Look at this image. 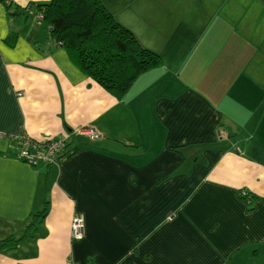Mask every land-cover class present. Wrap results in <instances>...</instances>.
Instances as JSON below:
<instances>
[{
    "label": "crops",
    "instance_id": "obj_1",
    "mask_svg": "<svg viewBox=\"0 0 264 264\" xmlns=\"http://www.w3.org/2000/svg\"><path fill=\"white\" fill-rule=\"evenodd\" d=\"M191 1L155 46L142 44L161 68L116 100L50 40L36 17L50 0H0V240L48 204L0 264H264V12L252 0ZM243 9L257 29L232 21ZM80 127L97 138L69 136L57 164L18 158L21 137Z\"/></svg>",
    "mask_w": 264,
    "mask_h": 264
},
{
    "label": "trees",
    "instance_id": "obj_2",
    "mask_svg": "<svg viewBox=\"0 0 264 264\" xmlns=\"http://www.w3.org/2000/svg\"><path fill=\"white\" fill-rule=\"evenodd\" d=\"M36 11V17L44 23L50 40L65 50L79 71L116 100L124 98L141 74L159 70L162 66L160 55L143 46L101 0H50L36 5ZM66 150L67 143L57 151V163L69 156L71 151ZM239 197L247 204V211H252L255 198L246 193L244 197L239 193ZM47 212L48 204L45 203L39 212L31 215L20 234L1 239L0 255L18 249L31 239Z\"/></svg>",
    "mask_w": 264,
    "mask_h": 264
},
{
    "label": "rangeland",
    "instance_id": "obj_3",
    "mask_svg": "<svg viewBox=\"0 0 264 264\" xmlns=\"http://www.w3.org/2000/svg\"><path fill=\"white\" fill-rule=\"evenodd\" d=\"M185 1L186 0H169L167 2H162L158 0H141L139 3H135L129 2L128 0H114L112 4L120 6L121 8L124 7L125 10L129 13L128 20L131 22V31L134 33L137 40L141 44L148 43L155 46L161 39L162 31L166 30L169 27L168 20L173 18V15L181 16V13H178L181 8L185 10L183 6V4L187 3ZM187 1L189 2V4H191L192 2L191 0ZM106 2L109 1L106 0ZM251 2H253L252 6L250 7L251 9L255 11L261 10L264 12V0H252ZM106 4L107 6L111 5L108 3ZM193 8L196 7H193V5H191L187 9L186 13L190 15L193 11ZM183 9L181 12H183ZM122 19L125 23H129V21L125 18ZM236 19H242V21H245L252 30L258 28L257 20L253 16V11L252 13H247L246 10L243 9L242 11L232 16V21L236 22ZM239 28L243 29L240 23ZM238 37V33H235L233 35V38Z\"/></svg>",
    "mask_w": 264,
    "mask_h": 264
},
{
    "label": "built area",
    "instance_id": "obj_4",
    "mask_svg": "<svg viewBox=\"0 0 264 264\" xmlns=\"http://www.w3.org/2000/svg\"><path fill=\"white\" fill-rule=\"evenodd\" d=\"M82 136L87 137L89 140H95L97 135L95 132L86 127L75 128L71 131V134H67V137L61 138H44L41 140H32L26 137V139H20L18 147V158L24 163L36 166L39 163L45 165L57 164L56 156L57 151L64 147L69 139V136ZM224 135V134H223ZM68 138V139H67ZM242 197L245 196V192H240ZM70 236L73 241H80L84 237V218L81 214H75L72 217L70 225ZM67 264H74L71 260L67 261Z\"/></svg>",
    "mask_w": 264,
    "mask_h": 264
}]
</instances>
